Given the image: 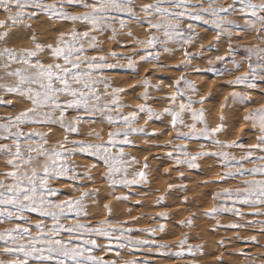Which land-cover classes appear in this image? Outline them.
Returning a JSON list of instances; mask_svg holds the SVG:
<instances>
[{"label":"snow or ice","instance_id":"1","mask_svg":"<svg viewBox=\"0 0 264 264\" xmlns=\"http://www.w3.org/2000/svg\"><path fill=\"white\" fill-rule=\"evenodd\" d=\"M69 7L81 11L70 12ZM0 14L5 17L0 20V29H3L0 41H5V44L11 29H31L32 25L26 21L42 14L49 20L80 22L87 29L79 31L73 28L68 33L60 32L54 44L38 42L33 34L32 49L16 50L5 46L0 51V67L4 69V76L13 78L12 83H0V105H12L11 99H4L5 95H14L30 105L15 116L0 117V160L6 169L0 171V225H12L0 230V255L11 257L7 261L0 259V264H147V261L123 259L121 256L125 249L142 248L148 244L134 237L133 229L111 220L101 221L95 226L82 221L88 216L86 201L93 198L95 190H88L78 182L93 181L91 170L97 165L93 164L80 174L69 163L74 155L84 153L100 162L104 168V179L112 187L130 188L146 182L144 171L129 172L139 161L125 152L126 146H134L130 137L145 132L143 127L136 126L139 114H146L149 119H160L165 114L170 117L171 129L182 143L167 155L169 159H175L177 165L198 168L197 159L210 155L217 158L224 169L219 179L213 182H240L234 189L224 188L214 193L213 199L218 203L207 214L226 212L243 219L245 213L241 209L246 207L255 210L250 215L264 216V210H261L264 209V105L248 111L244 117L259 132L256 143L222 142L212 138L223 125L209 128L205 110L194 107L203 104L205 98H192L198 89L185 76L173 81L175 91L167 96L169 106L161 112L146 103L150 84L144 78L140 83L145 91L140 99L145 103L125 113V105L120 103V94L125 90L113 87L105 75L118 65L124 67L121 60L127 62L128 69L135 70L136 56L145 63L157 62L160 57L151 49L159 46L164 52H170L172 49L167 46L170 41L178 43L181 48L191 43L196 33L195 25L189 21L211 25L219 37L229 34L232 26L241 28L229 19L233 14H239L244 18L245 28L242 30L256 33L259 44L246 46L248 71L228 84L230 87L242 85L246 89H256L257 81L264 83V47L260 46L264 45V0L259 3L255 0H232L227 6L218 0H147L142 4H137L136 0H55L53 3L47 0H0ZM129 21L147 30V40L133 36L131 31L126 33L143 54L133 52L131 56H118L112 51L110 55L116 64L110 63L102 54L98 35L111 33V38L115 39L118 29L130 27ZM230 50L235 51L231 45ZM89 51L95 55H89ZM184 51L185 59L190 61L191 54ZM42 54L49 56L50 61L45 62ZM224 59L222 56L215 58L216 61ZM208 63L211 65L215 61L209 59ZM181 64L188 66L183 61ZM13 65L17 67L13 68ZM239 69L240 65L236 64V70ZM194 70L200 71L198 68ZM154 87L159 90V85ZM230 95L234 102L242 105L251 103L248 91H233ZM185 113L190 116L191 123H185ZM97 114L110 126L107 140L99 131L92 130L88 136L97 142L69 140V136L81 135L82 124L95 123L91 117ZM53 126H58L64 136L56 145L49 146V132ZM42 128L48 132L39 130ZM183 128L188 131L183 132ZM196 137L212 139L219 150L190 154L186 142ZM230 148L244 149V153L238 158L225 150ZM174 153H180L183 158L174 156ZM144 159L146 161L147 157ZM249 164L252 167H248ZM147 167L145 163L143 168ZM65 179L71 181V188L79 193L78 196L61 198V189L52 182ZM104 207L110 210L109 205ZM31 213L50 218L51 224L45 219L33 220ZM160 215L166 216L164 213ZM181 223L190 225L191 221ZM256 224L264 233V221L229 226L253 227ZM163 230L161 226L149 231ZM101 238L104 243L100 242ZM250 239L255 241L256 238ZM186 243L185 236L178 248L183 250ZM155 247L157 250L170 248L166 244H156ZM195 250L191 246L188 248L189 253ZM97 251L114 253L115 258L106 260L104 255H97ZM183 254V251L175 253L178 257Z\"/></svg>","mask_w":264,"mask_h":264},{"label":"rangeland","instance_id":"2","mask_svg":"<svg viewBox=\"0 0 264 264\" xmlns=\"http://www.w3.org/2000/svg\"><path fill=\"white\" fill-rule=\"evenodd\" d=\"M47 2L53 3L55 0H47ZM145 2L147 0H136L137 4ZM218 2L227 6L232 3V0H218ZM255 2L259 3L260 0H255ZM68 11L81 10L76 7H69ZM2 19H5V17L0 14V20ZM229 19L234 20L241 28L232 26L229 29V34L218 37L216 35L217 30L211 25H205L198 21H189L195 25L194 32L196 35L193 36L192 42L184 44L183 48L178 43L170 41L167 44L172 49L170 52H164L159 46L156 49H151L154 54H158L160 57L155 63H145L139 59V56H136L134 57L137 67L135 70L128 69L125 60L120 61L121 64L125 65L124 67L118 65L108 70L105 75L109 78L110 84L113 87L125 90L120 94V103L125 105L123 111L127 113V111L137 108L141 103H145V101L140 99L145 91L140 82L147 78L150 86L148 88L149 99L146 103L157 112H161L164 107L169 106L167 96L175 91L173 81L183 75L192 81L198 89V93L193 95L192 98L194 100H198L201 96L205 98L203 104H197L194 107L205 110V119L209 128L223 125L221 131L216 133L212 139H219L222 142H237L244 145L256 143V138L259 135L257 129L252 127L250 121L240 120H242L243 114L245 116L248 111L264 105V83L257 81L258 87L256 89H246L242 85L230 87L228 82L248 71L247 61L245 60L247 55L246 46L257 45L259 41L256 40V33L250 30H242L245 25L244 18L241 15L233 14ZM26 23L32 25L31 29H11L9 36L5 38L6 44L5 41H0V51L5 46L16 50L32 49L34 47L31 39L33 34L38 42L54 44L60 32L68 33L73 28L79 31L87 30L84 24L80 22L73 23L55 18L49 20L43 14L38 18L26 21ZM129 24V28L118 29V35L115 39L111 38V33L98 35V39L101 41L100 46L103 48L102 54L110 63L116 64V60L110 55L114 50L118 56H131L133 52L143 54L142 49L135 45L126 33L131 31L133 36L141 40H147V30L131 21H129ZM0 31H3V29H0ZM230 45L235 51L230 50ZM260 46L264 47V45ZM184 50L191 54L190 61L185 59ZM89 55H95V53L89 51ZM217 56H222L225 59L216 61L215 58ZM41 58L45 62L50 61V57L47 55L42 54ZM209 59H212L215 63L210 65L208 63ZM182 61L188 66L184 67L181 64ZM236 64L240 65L238 71L236 70ZM160 65L165 67H160ZM177 65H180V67H177ZM12 67L15 68L17 65ZM197 68L200 71L194 70ZM209 68L217 70L206 71ZM0 77H2L0 83L13 82V78L4 76L2 67H0ZM156 85H159V90L154 87ZM101 91H103L102 86ZM233 91H248L252 99L251 103L242 105L239 102H234L230 95ZM4 99H11L13 103L11 106L0 105V117L15 116L30 106L14 95H5ZM225 113H229L235 120L230 117V122L227 124L225 116L229 115ZM240 114L241 119L239 120ZM71 115H75V113H71ZM139 115L140 118L136 126L143 127L145 132L133 134L130 139L134 141V146H126L125 152L136 157V160L139 161V164L133 165L129 172L144 171L146 173V182H141L130 188L120 185L112 187L105 181L103 176L104 168L95 157L78 153L70 159L69 163L80 174H83L86 168H91L93 164L97 165L91 170L93 181L82 180L78 182L88 190H95L93 198L86 201L88 216L82 218V221L94 226L105 220L124 224L125 227L133 229L132 235L134 237L148 242L142 248L125 249L121 253L123 259L135 258L139 261H147V264H168L169 262V264H176L177 262L180 264H264V233L261 232L259 225L239 228L229 226L231 224L244 225L248 221H264V216L250 215L249 213L255 210L246 207L241 209L245 213L243 219L226 212L215 215L207 214L213 207L217 206L218 202L213 199L214 193L220 192L224 188L234 189L239 186L240 182L231 180L225 183L213 182L219 179L224 169L218 163L217 158L210 155L201 156L197 159L198 168H189L187 164L177 165L175 159H169L167 155L177 145L182 143L171 129L170 117L165 114L160 119L155 117L149 119L146 114ZM184 116L185 123L192 122L187 113ZM91 119L95 123L82 124L80 126L81 135L69 136V140L82 139L88 142H97L94 137L88 136L90 130L99 131L104 139L107 140L110 126L99 114L92 116ZM198 127L201 126L198 125ZM39 130L48 132L46 128ZM182 131L187 132L188 129L183 128ZM63 136V131L58 126H53L51 132H49V146L56 145L57 142L63 139ZM212 139L205 137L192 138L186 142L187 151L192 155L202 151H218L219 149L214 146ZM169 141H171V145H169ZM225 150L233 153L238 158L244 153V149L240 148ZM174 156H181V154L174 153ZM145 157H147L146 161ZM181 158L183 157L181 156ZM145 163L148 165L147 168H143ZM247 166L252 167L251 164ZM5 170L4 162L0 160V171ZM52 183L55 187L61 189V198L79 195L78 192L71 188V181L69 180L53 181ZM169 185L172 187L170 188ZM117 197H127V199H117ZM105 204L109 205L110 210L105 209ZM161 213L167 216L162 217ZM29 215L33 220L45 219L49 225L51 224L50 218H41L35 213ZM187 221H191V224L181 223ZM11 226L10 224L0 225V230ZM161 226L164 229L163 231H149L150 229H159ZM185 236L187 237V243L184 249L181 250L178 245ZM253 236L256 238L255 241L250 239ZM100 242L104 243V239L101 238ZM156 244H166L170 248L157 250ZM189 246L196 250L189 253ZM244 247L247 248L243 249ZM0 248H2V244H0ZM177 251H183L184 254L178 257L175 255ZM129 252L131 255H129ZM96 254L104 255L106 260L115 258L114 253L104 254L97 251ZM10 258L9 256L0 255V259L5 261Z\"/></svg>","mask_w":264,"mask_h":264},{"label":"bare ground","instance_id":"3","mask_svg":"<svg viewBox=\"0 0 264 264\" xmlns=\"http://www.w3.org/2000/svg\"><path fill=\"white\" fill-rule=\"evenodd\" d=\"M22 32H23V31H22ZM24 33H26V32H24ZM46 42H48V41H46ZM122 42H123V41H122ZM51 43H52V42H51ZM127 46H128V45H127ZM191 46H192V45H191ZM114 51H115V50H114ZM203 52H204V51H203ZM119 55H120V54H119ZM211 56H212V55H211ZM172 57H173V56H172ZM173 58H174V57H173ZM189 63H190V62H189ZM202 63H204V62L202 61ZM230 67H231V66H230ZM136 68H137V67H136ZM165 71H166V70H165ZM171 72H172V71H171ZM236 72H237V71H236ZM179 74H180V73H179ZM115 76H116V75L114 74V77H115ZM117 76H118V75H117ZM194 77H195V76H194ZM115 78H116V77H115ZM118 78H119V77H118ZM116 79H117V78H116ZM132 79H133V78H132ZM118 80H119V79H118ZM121 80H122V79H121ZM206 81H207V80H206ZM216 83H217V82H216ZM193 84H194V83H193ZM114 85H115V84H114ZM160 87H161V86H160ZM199 87H200V86H199ZM170 88H171V87H170ZM201 90H202V89H201ZM212 90H213V89H212ZM227 91H228V89H227ZM149 93H151V92H149ZM152 93H153V92H152ZM123 95H124V94H123ZM164 97H165V96H164ZM126 98H127V97H126ZM126 98H125V99H126ZM123 99H124V98H123ZM161 99H163V98H161ZM253 99H254V98H253ZM263 99H264V98H263ZM127 101H128V100H127ZM251 101H252V99H251ZM125 102H126V101H125ZM135 102H136V99H135ZM250 106H251V105H250ZM209 107H210V106H209ZM208 110H209V109H208ZM224 110H225V109H224ZM245 110H246V109H245ZM225 111H226V110H225ZM251 111H252V110H251ZM127 112H128V111H127ZM229 113H230V112H229ZM229 113H225V114H226V115H229ZM242 113H243V112H242ZM225 114H224V115H225ZM232 114H233V113H232ZM184 115H185V114H184ZM233 115H235V114H233ZM230 117H231L230 115H229V116H225V119H226L227 124H229V122H230ZM244 117H245V116H244V114H243V115H242V120H240V119H241V114H240V116H239V120H240V121L245 120ZM231 118H232V117H231ZM233 118H234V117H233ZM233 118H232V119H233ZM222 119H223V118H222ZM233 120H235V119H233ZM232 123L234 124V122H232ZM241 123H242V122H241ZM241 123H240V124H241ZM250 123H251V122H250ZM227 124H226V125H227ZM233 124H232V125H233ZM236 124H237V123H236ZM232 125H230V126H232ZM240 126H241V125H240ZM241 127H242V126H241ZM241 127H240V128H241ZM247 127H248V126H247ZM252 134H253V133H252ZM255 134H256V133H255ZM253 141H254V140H253ZM191 145H192V143H191ZM187 147H188V146H187ZM157 148H158V147H157ZM160 148H161V147H160ZM127 150H128V149H127ZM130 151H131V150H130ZM127 153H128V152H127ZM157 153H158V152H157ZM151 161H152V160H151ZM198 162H199V161H198ZM152 164H153V163H152ZM201 166H202V165H201ZM201 166H200V168H201ZM204 168H205V167H204ZM186 172H187V171H186ZM184 173H185V172H184ZM190 173H191V172H190ZM195 173H196V172H195ZM188 174H189V173H188ZM196 174H197V173H196ZM201 175H202V174H201ZM158 176H159V175H158ZM195 176H196V175H195ZM195 176H194V177H195ZM199 176H200V175H199ZM216 176H217V175H216ZM159 178H160V177H159ZM151 179H152V177H151ZM155 181H156V180H155ZM156 182H157V181H156ZM156 182H155V183H156ZM155 183H154V184H155ZM162 183H163V182H162ZM165 183H166V182H165ZM169 183H170V182H169ZM212 185H213V183H212ZM167 186H168V185H167ZM95 187H96V186H95ZM91 188H92V187H91ZM197 188H198V186H197ZM97 189H98V188H97ZM214 189H215V188H214ZM218 189H219V188H218ZM186 191H187V190H186ZM150 192H151V191H150ZM153 192H154V191H153ZM189 194H191V193H189ZM168 195H169V194H168ZM182 195H183V194H182ZM194 197H195V196H194ZM206 198H207V197H206ZM161 201H162V200H161ZM193 201H194V199H193ZM171 202H172V201H171ZM117 204H118V203H117ZM201 205H202V203H201ZM111 206H112V205H111ZM115 206H116V205H115ZM188 207H189V206H188ZM158 210H159V209H158ZM112 211H113V210H112ZM189 211H190V210H189ZM114 212H115V211H114ZM145 212H146V211H145ZM178 212H179V211H178ZM111 213H113V212H111ZM116 213H117V212H116ZM177 214H178V213H177ZM179 214H180V213H179ZM166 216H167V215H166ZM118 218H119V217H118ZM203 222H204V221H203ZM93 223H94V222H93ZM174 226H175V225H174ZM197 228H198V227H197ZM197 228H196V229H197ZM197 230H198V229H197ZM199 230H200V229H199ZM201 231H202V230H201ZM166 232H167V231H166ZM188 232H189V231H188ZM192 232H193V231H192ZM200 233H201V232H200ZM201 234H202V233H201ZM189 237H190V236H189ZM155 238H156V237H155ZM177 238H178V237H177ZM169 239H170V238H169ZM198 239H199V238H198ZM198 239H197V240H198ZM205 239H206V238H205ZM208 239H209V238H208ZM210 239H211V238H210ZM177 240H178V239H177ZM189 240H190V239H189ZM195 240H196V239H195ZM195 240H194V241H195ZM200 240H201V238H200ZM170 242H171V241H170ZM209 246H210V245H209ZM246 248H247V247H244L243 249H246ZM242 251H243V250H242ZM246 252H247V251H246ZM198 256H199V255H198ZM201 256H203V255H201ZM201 256H200V257H201ZM205 256H206V255H205ZM208 257H209V256H208ZM193 258H194V257H193ZM203 258H204V257H203ZM252 259H253V258H252ZM199 261H200V260H199ZM212 261H213V260H212ZM204 262H205V261H204ZM169 263H170V262H169ZM169 263H168V264H169ZM177 263H179V262H177ZM177 263H176V264H177ZM239 263H240V262H239ZM179 264H180V263H179ZM199 264H201V263H199ZM202 264H203V263H202Z\"/></svg>","mask_w":264,"mask_h":264}]
</instances>
